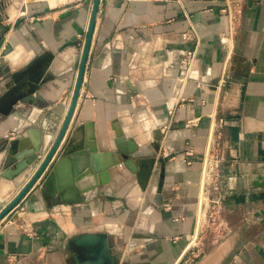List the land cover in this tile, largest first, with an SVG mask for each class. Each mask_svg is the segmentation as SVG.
<instances>
[{
  "label": "crops",
  "instance_id": "1",
  "mask_svg": "<svg viewBox=\"0 0 264 264\" xmlns=\"http://www.w3.org/2000/svg\"><path fill=\"white\" fill-rule=\"evenodd\" d=\"M0 4V99L45 68L40 107L0 117L1 211L40 164L11 178L5 145L40 143L47 154L72 102L94 0ZM226 6L101 0L74 115L43 177L0 222V264H81L71 242L96 233L108 235L116 264H264V0H244L237 23ZM186 48L197 49L189 76ZM121 138L158 149L146 190L120 159ZM66 147L74 152L48 181ZM209 154L222 213L200 230Z\"/></svg>",
  "mask_w": 264,
  "mask_h": 264
},
{
  "label": "water",
  "instance_id": "2",
  "mask_svg": "<svg viewBox=\"0 0 264 264\" xmlns=\"http://www.w3.org/2000/svg\"><path fill=\"white\" fill-rule=\"evenodd\" d=\"M1 1L2 0H0V3ZM100 4L101 0H94L92 15L84 42V48L73 92L72 102L63 126L45 157L42 160L40 158L42 147L40 143L34 147H29L26 141H12L5 145V149H8L9 151L8 156L5 160V169L9 168L12 165H15L14 174L11 178H16L22 175L30 167L35 166V164H40L30 180L21 188V190L11 200V202L0 211V222L20 203V201L43 177L64 139L80 97V91L84 79L90 48L92 45V38ZM33 68H31L30 70H32ZM44 70L45 68L42 71L41 69H36V71L34 70V74L27 79V83H17L14 87L10 88L3 94L2 98L0 99V117L3 115L8 116L13 112L17 114V110L26 109L25 106L27 105L40 107L37 100L40 97L38 92L40 91L41 84L44 80ZM116 142L118 144V150L120 154L119 156L122 163H124V165L129 170L137 175L141 188L143 190H146L153 169L158 162V149L153 148V152L141 150L139 146L135 144V142H130L125 145L126 142L123 138L117 140ZM19 147L23 148L21 154H18ZM73 152L74 150L72 148L66 147L64 149L58 160L59 162H56L52 170L50 171L47 179L48 181H52L54 179L56 170H58L60 165L65 162L64 159ZM160 165L162 166V162L160 163ZM71 247L79 254L77 255V261L81 264H116V258L112 253V245L110 244L108 235L105 233L88 234L77 237L72 240Z\"/></svg>",
  "mask_w": 264,
  "mask_h": 264
},
{
  "label": "built area",
  "instance_id": "3",
  "mask_svg": "<svg viewBox=\"0 0 264 264\" xmlns=\"http://www.w3.org/2000/svg\"><path fill=\"white\" fill-rule=\"evenodd\" d=\"M157 3H169L178 0H150ZM227 6L223 9L224 15L228 18V20L232 21V23H237L241 20V17L244 14V0H226ZM182 39L185 43H189L191 40L190 32L185 33L182 35ZM182 61L181 66L184 70L186 76H189L194 67L197 60V49L196 48H186L181 52ZM192 101V100H191ZM170 114L173 116L174 112L170 111ZM224 121L220 120L218 126L214 131V139L220 138V129L223 127ZM189 156L192 155V152L188 153ZM160 158V157H158ZM219 166V160L217 154H209L205 158L204 162V176H205V183L206 187H209L212 194H210L208 207L203 205L200 208L199 213V220H200V230H203L204 226L208 224H212L213 226L218 225L219 217L222 213V198L220 196L218 183L215 181L216 179V172ZM206 207V208H205Z\"/></svg>",
  "mask_w": 264,
  "mask_h": 264
}]
</instances>
